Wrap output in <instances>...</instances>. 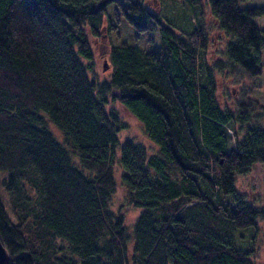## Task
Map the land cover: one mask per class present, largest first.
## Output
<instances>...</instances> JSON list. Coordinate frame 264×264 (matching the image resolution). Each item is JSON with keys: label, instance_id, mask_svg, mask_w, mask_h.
<instances>
[{"label": "trees", "instance_id": "16d2710c", "mask_svg": "<svg viewBox=\"0 0 264 264\" xmlns=\"http://www.w3.org/2000/svg\"><path fill=\"white\" fill-rule=\"evenodd\" d=\"M147 1L0 0L8 264H255L253 247L240 243L264 205L235 182L264 166V104L249 96L264 66V27L254 20L264 5L207 0L226 36L209 63L200 1L157 0L159 10ZM125 26L134 41L109 46L99 78L91 38ZM143 34H156L148 48L137 44ZM224 70L251 79L234 110L217 100ZM112 103L141 124L153 151L119 136ZM125 209L137 212L131 229Z\"/></svg>", "mask_w": 264, "mask_h": 264}, {"label": "rangeland", "instance_id": "374dc122", "mask_svg": "<svg viewBox=\"0 0 264 264\" xmlns=\"http://www.w3.org/2000/svg\"><path fill=\"white\" fill-rule=\"evenodd\" d=\"M202 7L203 23L206 29L209 44L207 49V59L209 63H213L217 58L221 57V50L226 41V36L224 33L217 27L215 19L209 12L207 7V0H199ZM165 2V1H163ZM148 5L153 10L160 9V3L157 0H148ZM163 5V11L165 6H168V3L161 4ZM174 5V4H173ZM172 5V6H173ZM253 5H264V0H244L240 2L241 7H249ZM180 7L183 13L192 15L191 8L187 4H182ZM255 22L258 26L264 27V15L261 17H256ZM126 28V29H125ZM123 32L116 37L103 35L97 39L91 38V43L94 49L95 55V70L99 78H103L109 67L105 68V61L108 57L109 46L114 42L118 43L120 40L125 39L128 42H133L132 30L125 26ZM150 35L156 34H143L137 41V44L143 48H148L150 43H147L145 40ZM264 62V59H263ZM216 96L218 103L223 108H228L234 110L236 108V102L239 99L240 91L245 86H248L251 83V79L243 76L239 71L234 70L229 72L224 70L222 72H216ZM256 84L255 89L249 94V96L257 99L261 104H264V66L262 67L261 73L254 78ZM112 106L118 111L121 122L124 124L122 129L119 132L120 137H133L135 140L145 144L149 151L154 150V145L151 143L143 133L141 124L132 117L120 104L112 103ZM236 188L239 192L244 194L247 200L250 203L262 206L264 205V166L261 164L254 165L246 174H238L236 176L235 182ZM122 200V189L118 187L114 197L113 205L117 206L121 203ZM126 215L125 222L128 225V229H131V223L136 215V211L132 209H125ZM244 232V231H243ZM244 235L247 239L244 242H241V246L244 248L253 247L255 252V264H264V219H258L254 228H249L245 230ZM252 236V239L249 240V237Z\"/></svg>", "mask_w": 264, "mask_h": 264}, {"label": "water", "instance_id": "95a60500", "mask_svg": "<svg viewBox=\"0 0 264 264\" xmlns=\"http://www.w3.org/2000/svg\"><path fill=\"white\" fill-rule=\"evenodd\" d=\"M9 255L0 240V264H8Z\"/></svg>", "mask_w": 264, "mask_h": 264}]
</instances>
